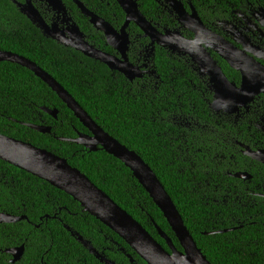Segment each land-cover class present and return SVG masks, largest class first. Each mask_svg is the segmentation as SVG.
Wrapping results in <instances>:
<instances>
[{"label": "trees", "instance_id": "trees-1", "mask_svg": "<svg viewBox=\"0 0 264 264\" xmlns=\"http://www.w3.org/2000/svg\"><path fill=\"white\" fill-rule=\"evenodd\" d=\"M143 15L161 26L176 21L155 0H136ZM187 2V0H182ZM247 0H190L202 20L210 24L213 12L237 10ZM254 1V0H248ZM264 1V0H263ZM118 6V5H117ZM119 19H125L118 7ZM220 15V14H219ZM83 31L103 46L101 33L82 18ZM132 36L139 32L133 24ZM0 51L36 62L56 79L82 108L112 137L135 151L156 173L171 196L198 247L212 264H264V201L252 196L248 183L228 172L255 170L251 185L259 182L262 164L238 153V168H229L236 143L250 142L254 127L246 120L226 123L209 107L192 63L179 61L157 48L156 87L146 77L130 84L123 75L112 76L104 64L90 60L43 36L12 0H0ZM131 55L138 61L139 56ZM227 77L237 84L241 75L218 57ZM197 84L200 91L193 88ZM158 88V89H157ZM209 99V100H207ZM264 101L261 96L256 106ZM264 110V105H261ZM43 108L58 111V118ZM223 119V121H221ZM28 125L47 126L43 134ZM214 125L218 131L211 130ZM224 126V128H223ZM251 127L249 131L248 128ZM82 123L59 96L33 72L17 64L0 63V133L46 149L82 171L106 192L167 251L156 225L182 246L174 231L132 171L104 150L90 152L60 139H76ZM220 156H226L217 166ZM232 186H236L231 192ZM252 188V186H251ZM235 193V194H234ZM0 212L27 217L15 224H0V264H11L7 249L25 245L17 264H104L78 242L66 226L82 235L106 258L117 264H147L115 232L84 212L81 205L49 183L0 160ZM225 230H232L223 232ZM131 256V257H129ZM133 260V262H132Z\"/></svg>", "mask_w": 264, "mask_h": 264}, {"label": "water", "instance_id": "water-1", "mask_svg": "<svg viewBox=\"0 0 264 264\" xmlns=\"http://www.w3.org/2000/svg\"><path fill=\"white\" fill-rule=\"evenodd\" d=\"M116 1L126 13V21L120 31L100 17L86 11L83 5L76 2L84 14L90 17V22L95 29L104 34L107 44L119 52L122 57L120 59L90 45L80 29L71 23V18H69L70 28L66 31H58V33L57 26L49 27L30 0H26L24 4L16 3V5L19 11L42 31L43 35L107 65L110 70L121 73L130 81L143 79L145 75V71L131 63L127 55L130 44L127 28L131 23L136 24L144 35L151 39L152 53L155 52L157 45L167 49L173 55L189 56L198 66L199 74L210 78L215 94L212 108L217 113L223 111L235 114L240 108H247L258 97L264 96V64L262 62L264 61V49L254 48L247 44L246 40L241 43L235 39L236 42L244 46V50H238L228 41L210 31L193 7L192 13L187 12L180 0L163 1L164 4L170 5L174 9L180 27L194 33V39L184 37L180 30L159 31L142 14L139 4L135 0ZM58 7L60 10L65 8L62 3ZM262 25L264 26V17ZM66 33L70 37L67 38ZM209 50L218 54L233 70L241 74L242 83L240 86L229 81L217 61L212 58ZM3 62L17 64L33 72L59 96L93 135H79L76 139L63 138L60 139L61 141L84 146L90 152L102 149L120 160L132 171L134 177L163 213L179 240L182 251H179L166 233L156 225L161 238L166 241L170 249V252L167 251L141 223L129 215L106 192L97 187L82 171L73 167L66 158L0 133V160L65 192L81 205L84 212L96 218L122 238L147 264H212L198 247L166 188L139 154L107 133L64 87L36 62L16 53L0 51V63ZM43 111L58 118L57 110L43 108ZM28 127L43 134L52 132V128L47 126L28 125ZM243 147L246 149V155L264 165V151L254 153L248 146L243 145ZM234 176L249 178L245 173ZM24 220H27V217H17L0 212V224H15ZM66 229L102 263L117 264L102 255L82 235L74 232L68 226ZM229 231L232 230L223 232ZM6 253L13 257L12 263H17L25 254V245L7 249Z\"/></svg>", "mask_w": 264, "mask_h": 264}, {"label": "flooded vegetation", "instance_id": "flooded-vegetation-1", "mask_svg": "<svg viewBox=\"0 0 264 264\" xmlns=\"http://www.w3.org/2000/svg\"><path fill=\"white\" fill-rule=\"evenodd\" d=\"M12 1L14 2L15 5H16V3L24 4L26 2V0H12ZM30 1L34 5V7L39 11L40 15L42 16V18L44 19V21L46 22V24L49 27H52L54 25L57 26V30H56L57 32L58 31H66L67 29H69L70 28L69 18H71L72 19L71 23H74L80 29L81 33L84 34L85 40L90 45L94 46L96 49H98V50H100L106 54L115 56L119 59L122 58L121 55L119 54V52L115 48H113L107 44V41H106L104 34L95 29V27L90 22V17L85 15L83 10L77 4V2L80 3L81 5H83V7L85 8L86 11L92 13L93 15L100 17L104 21L108 22L117 31H120L121 28L125 24L126 13L116 0H30ZM180 1L184 4V7L187 10V12L192 13V11H193L192 7L195 11H197L195 6L191 5V3L189 5L186 4L187 2H190V0H187V2H184L182 0H180ZM156 2L161 4L162 7L165 5L167 7V8L163 7L165 12L169 13L171 15V17H173L174 20L176 21V26L172 27L170 25L161 26L160 23L152 22L149 20L159 31L165 32L166 30H180L184 37H186L188 39H194L195 38L194 33L190 32L187 29L180 27V24L178 23V20L176 18V13L170 5L164 4L163 0H159ZM61 3L65 7L63 10H60L58 7ZM239 6H242V7L237 9V10H233V11L231 9H224L220 13L218 11V15H216V13L213 12L211 14V16H213L215 18H212L209 21L210 24H207V22L202 20V17L198 11H197V13L199 14L204 25H206V27L210 31H212L216 35H219L224 40L228 41L231 45H233L238 50H244V46L242 44L236 42L235 39H237L241 43L246 40L247 44H250L252 47L264 49V26L262 25V21H263V17H264V1L263 0H254V1H248L247 0L246 2H243ZM118 7L121 8V10L123 11L124 17H125V19L122 21L118 17V16H121L119 14V11H118L119 8ZM82 18L86 19L89 22L90 26H92V28H93L92 31L89 32L90 35L94 36L93 35L94 31H95L94 33H96V34L97 33L102 34L103 40H104V45L102 47L96 45L97 42L93 40L94 37L90 38V36L83 31V29L81 28V25H80V23L83 21ZM133 24L134 23H131L130 26L127 28V32L129 35L131 34V32H130L131 29H129V28H131V26ZM134 25L137 27L139 32L134 31L135 35L134 36L130 35L129 50L127 52L128 58H129L131 63L139 66L140 68H142V70L145 71V75H144L143 79L147 77L150 80V83H154L153 79L156 78L155 84L157 87L160 84V82H159L160 77L157 75V72L155 71L153 64L155 61L157 48H161V47L156 45L155 46L156 50L154 53H152V48L150 49V46L152 45L151 39L149 37H146L144 35V33L141 31V29L136 24H134ZM40 32L42 33L41 30H40ZM66 35H67V38L70 37V35L68 33H66ZM43 36L47 39H50V40L56 42L55 40L51 39L47 35H43ZM69 40H70V38H69ZM57 44H59V43H57ZM59 45H61V44H59ZM61 46H63V45H61ZM63 47H65V46H63ZM65 48H67V47H65ZM162 49H165V48H162ZM165 50L168 51L167 49H165ZM133 51H135L136 54L139 56L138 61L132 60L131 55L135 54ZM168 52L171 54V56H173L175 59H178L180 62L183 61V59H187L192 63L191 67L197 72L199 78H201L202 83L207 87L206 92L204 93V96H203L204 99L206 98V93H209V95L211 96V98H210L211 100H210V102L208 101V103H209L210 109L213 111L214 114L219 115V118H224V121L226 123H229V121H233L236 124H238L239 121H241V122L245 121L246 122V120H247L248 122H250L251 126L254 127L255 135H251V137L249 139L250 142L247 143V142H239L238 141L236 143V148L234 149V153L232 155L231 154L229 155V159L231 160V162L228 164L229 168H232V167H233V169L238 168V161H237L238 153H240V155H241L240 157H247V158H250L252 161L257 162L255 160H253L251 157H249L248 155H246V149L243 147V145L248 146L251 149V151L254 153L264 151V110L261 109V107H262L261 105H264V101H261V104H258L256 106L255 104L259 98L258 97L247 108H240L238 110V112L235 114L234 113H232V114L225 113L223 111L217 113L212 108V104L215 101V94H214V91L212 89V84L210 82V78L207 76H201L199 74L198 66L196 64H194V62L192 61V59L189 56L178 55V54L173 55L170 51H168ZM209 52H211V51L209 50ZM83 56L90 59V60L99 62L97 60H94L92 58L85 56L84 54H83ZM211 56L215 61H217L219 66L222 68V66L220 65V61L218 60V57L219 58H221V57L218 54H216L215 52H211ZM223 61H225V60H223ZM262 62L264 64V61H262ZM99 63H101V62H99ZM101 64H103V63H101ZM105 66H107V65H105ZM222 70H223V68H222ZM109 71H111L112 76H115L116 74H121L117 71L110 70V68H109ZM223 72H224V70H223ZM135 81L136 80L130 81V84L135 83ZM229 81L232 83H235L237 86H240L242 83V78H241L240 84H237L236 82H233L230 79H229ZM192 86L196 90V92L200 91L197 84L192 83ZM207 100H209V99H207ZM221 121H223V119H221ZM223 128H224V126H223ZM210 129L215 130L216 127L214 125H211ZM248 130L250 131L251 127H249ZM216 131H218V130L216 129ZM75 134H76V138H78L79 135L93 136L92 133L86 127H84V129L81 131H78V130L75 131ZM224 159H226V156H220V160L217 162V164H218L217 166H221ZM257 163L261 164L260 162H257ZM254 172H255V170L250 169V170L237 171L235 173L228 172V175L233 177L234 179H239L241 181H244L245 183H248L244 187H246L248 190L251 189V190H249V191H251V195L252 196H255V195L260 196L261 198H263V201H264V169H260L259 174L257 175V179L259 182L251 185V182L253 181V179L255 177ZM239 173H245V174H247V176L249 178H246V179L236 178L234 175L239 174ZM251 186H252V188H251ZM235 188H236V186H234V187L232 186V189L229 192H231ZM12 261H13V257H11V259L9 260V262L11 264H17L20 262L19 261L17 263H12ZM35 264H39V262H36ZM41 264H43V261L41 262Z\"/></svg>", "mask_w": 264, "mask_h": 264}]
</instances>
